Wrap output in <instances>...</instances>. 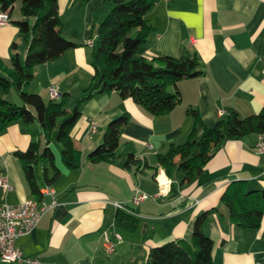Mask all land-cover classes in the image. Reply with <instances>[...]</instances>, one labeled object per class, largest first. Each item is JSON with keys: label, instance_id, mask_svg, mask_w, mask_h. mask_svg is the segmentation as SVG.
<instances>
[{"label": "crops", "instance_id": "obj_1", "mask_svg": "<svg viewBox=\"0 0 264 264\" xmlns=\"http://www.w3.org/2000/svg\"><path fill=\"white\" fill-rule=\"evenodd\" d=\"M58 5L63 36L78 47L59 60L37 66L30 92L50 100L49 88L57 86L62 95H69L71 111L93 81L89 44L93 27L112 7L106 0H58ZM20 7L17 3L10 22L0 26V58L8 66L15 51L22 61L27 55L16 24L23 18ZM147 20L153 32L141 55L179 57L186 49L198 54L204 74L178 84L182 102L164 116H153L116 92L88 101L71 132L82 153V166L63 169L50 187L58 206L17 244L25 258L39 259L41 264H146L152 248L190 239L197 217L218 208L206 223V233L214 241V264H264V219L258 230L242 229L230 221L221 200L233 182L245 181L251 191L264 189V157L256 150L259 137L224 144L191 185L181 186V172L168 177L158 160L171 144L188 140L194 128L188 108L198 111L209 127L233 111L249 117L264 108V0H157ZM15 93L6 94L0 87V99L20 104ZM126 113L131 120L124 130L121 156L114 163L91 164L88 156L102 144L108 124ZM39 133L38 124L18 122L0 134V176L14 187L10 193L0 189V207L32 200L15 152L26 151ZM129 154L140 162L139 170L126 168ZM160 175L171 181L173 191L159 194ZM138 190L153 197L135 205ZM42 200L53 199L42 196ZM115 203L139 220L135 232L116 227V216L123 209ZM105 236L117 243L111 255L104 249ZM0 264L4 263L0 260Z\"/></svg>", "mask_w": 264, "mask_h": 264}, {"label": "trees", "instance_id": "obj_2", "mask_svg": "<svg viewBox=\"0 0 264 264\" xmlns=\"http://www.w3.org/2000/svg\"><path fill=\"white\" fill-rule=\"evenodd\" d=\"M156 1L106 0L112 9L102 23L93 27V81L70 111L68 94L60 100H45L29 92L37 66L59 60L68 50L78 47L63 36L58 0H0L2 11L8 12L9 17L20 3L23 18L16 24L28 48L23 61L15 51L10 66L0 58V87L6 94L14 90L21 101L17 104L0 99V134L18 122L39 125V138L26 151L15 152L32 200L41 201L42 189L54 186L63 169L81 168L82 153L71 132L88 101L103 93L116 92L121 99H132L149 114L164 116L182 102L178 84L204 74L198 54L186 49L179 57L141 55L153 32L147 15ZM187 115L194 120L188 140L180 145L171 144L166 154L158 156L160 167L168 177L172 178L176 171L183 174L181 186L198 181L207 163L227 142L264 135V108L249 117L233 111L214 127L207 126L192 108H188ZM130 120L126 113L108 124L102 144L88 156L91 164L114 163L121 156L123 134ZM125 166L139 170L141 164L134 154H129ZM171 189H175L174 185ZM221 200L233 224L242 229L261 227L264 189L251 191L245 181L233 182ZM217 211L218 208H212L197 217L190 239L152 248L146 264H214V241L206 233V223ZM115 225L120 230L135 232L139 220L120 210Z\"/></svg>", "mask_w": 264, "mask_h": 264}, {"label": "built area", "instance_id": "obj_3", "mask_svg": "<svg viewBox=\"0 0 264 264\" xmlns=\"http://www.w3.org/2000/svg\"><path fill=\"white\" fill-rule=\"evenodd\" d=\"M164 1L170 2L171 0ZM10 20L8 12H0V26L8 24ZM89 44L92 46L93 42H89ZM49 96L51 100H60L62 94L57 86H51L49 88ZM221 115L224 116V112H221ZM93 129H96V125L93 126ZM256 150L264 157V135L259 136ZM262 176L264 178V169ZM158 181L160 186L159 194L169 193L171 190V181L164 175L158 176ZM0 189L7 193L14 190V187L6 176H0ZM41 193L42 196H51L53 199L52 202L47 203L44 200L38 202L29 199L17 205L6 202L0 207V260L2 263L15 264L27 262L28 264H41L39 259L25 258L22 249L17 244V241L21 237L31 234L37 228L45 214L53 211L58 206V202L55 199L56 192L52 188L46 187ZM151 197L153 196L138 190L133 201L135 205H140ZM115 205L132 214L130 210L124 208L121 204L115 203ZM115 236L117 242L122 241V237L119 234ZM116 247L117 243L112 241L109 236H105V252L111 255L116 251Z\"/></svg>", "mask_w": 264, "mask_h": 264}, {"label": "rangeland", "instance_id": "obj_4", "mask_svg": "<svg viewBox=\"0 0 264 264\" xmlns=\"http://www.w3.org/2000/svg\"><path fill=\"white\" fill-rule=\"evenodd\" d=\"M29 92H30V89H29ZM15 96H17L16 93H15ZM17 98H18V97H17ZM19 100H20V99H19Z\"/></svg>", "mask_w": 264, "mask_h": 264}]
</instances>
